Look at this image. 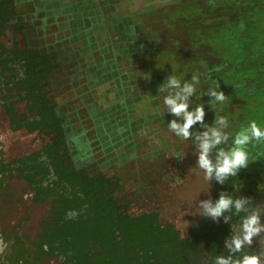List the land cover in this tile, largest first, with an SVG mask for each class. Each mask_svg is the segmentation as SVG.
Returning <instances> with one entry per match:
<instances>
[{"label":"rangeland","instance_id":"374dc122","mask_svg":"<svg viewBox=\"0 0 264 264\" xmlns=\"http://www.w3.org/2000/svg\"><path fill=\"white\" fill-rule=\"evenodd\" d=\"M0 1V44L48 57L54 67L45 92L62 120L66 165L106 178L120 214L158 208L186 238L201 216L197 201L208 198L210 187L212 195L213 182L210 186L195 168L191 139L182 141L168 129L173 116L163 107L167 93L159 89L171 75L190 81L196 74L200 82L191 106L204 104L206 123L220 114L228 117L230 132L250 120L264 125V0H106L108 21L132 28L123 33L124 52L112 44L120 34L109 30V43L96 58L85 44H67L76 34L57 31L89 14L82 1L58 0L54 9L43 0ZM89 58L95 64H88ZM15 68L20 77L21 69ZM217 85L226 98L213 106L208 89ZM130 105L137 106L134 115L122 111ZM15 109L28 118L24 103ZM132 115L138 136L132 134L135 125L123 123ZM199 128L193 125V130ZM123 136L137 139L120 144ZM52 140L38 132L12 131L0 106L3 164L30 156ZM248 151L256 159L239 169L234 195L263 207L264 143L250 144ZM48 211V205L32 203L25 184L5 178L0 186L2 255L11 244L3 236L18 231L33 238Z\"/></svg>","mask_w":264,"mask_h":264},{"label":"trees","instance_id":"16d2710c","mask_svg":"<svg viewBox=\"0 0 264 264\" xmlns=\"http://www.w3.org/2000/svg\"><path fill=\"white\" fill-rule=\"evenodd\" d=\"M3 15L0 1L1 19ZM0 51V106L9 128L53 139L30 156L0 162V186L5 178L21 181L32 192L33 204L49 206L33 238L18 231L1 238L11 242L1 264L56 259L61 264H214L217 255L228 254L224 241L239 216L229 222L200 216L188 236L181 238L158 208L133 216L120 214L106 178L86 176L66 165L62 120L45 92L54 69L50 59L22 51L16 44L10 49L0 44ZM15 65L22 71L20 77ZM21 103L28 118L15 109ZM238 178L239 171L223 185L213 179L212 197L221 190L237 196Z\"/></svg>","mask_w":264,"mask_h":264},{"label":"clouds","instance_id":"9594fccd","mask_svg":"<svg viewBox=\"0 0 264 264\" xmlns=\"http://www.w3.org/2000/svg\"><path fill=\"white\" fill-rule=\"evenodd\" d=\"M199 82L196 74H193L190 81H181L171 75L161 85L159 91L167 93L163 96L164 110L173 116L167 126L180 140L191 139L195 146L192 153L196 157L195 168L202 170L204 180L210 185V181L215 179L223 185L229 177L236 176L239 169L247 167L250 160L256 159L251 156L248 147L255 142L264 143V125L250 120L238 131L230 132L228 117L220 114L216 115L211 124L206 123L204 104L191 106L193 100L190 98L197 92ZM217 88L218 85L208 89V95L214 97L210 101L213 106L226 98ZM197 124L199 130H193V125ZM205 194L207 199L197 201L201 216L210 217L214 221L223 217L225 222L231 221L232 216H239V220L231 224L232 231L224 241L228 254L217 255L214 264H261L259 254L243 252V248L251 245L253 238L264 232V207L253 205L249 197L233 196L224 190L213 198L211 187Z\"/></svg>","mask_w":264,"mask_h":264},{"label":"crops","instance_id":"0c3cea01","mask_svg":"<svg viewBox=\"0 0 264 264\" xmlns=\"http://www.w3.org/2000/svg\"><path fill=\"white\" fill-rule=\"evenodd\" d=\"M43 1L49 2L47 3V6L51 7L52 9H54L55 5L59 3L58 0L56 1L55 0H43ZM76 1H82L84 10L89 9V14H84L83 17L78 15L74 23L66 24L63 27L58 28L57 30L58 32L63 31V29H68L69 32H73L74 34H76L74 37H71L72 41L71 42L68 41L69 43L67 42V44L69 46L71 43H74L77 46H79L80 44H85L86 50L93 51L92 55L93 57L96 58L97 56H102L103 47L109 43L108 37H106L105 34H107L109 30H114L115 33H119L120 35H119V39L116 38L112 44L116 48L118 47V50L120 49V53L122 51L124 52L125 48H124L123 33L127 31L126 27L127 29H131L132 26H125L122 23L121 24H117V23L111 24L109 22L108 17H107L108 10L106 9L107 8L106 0H76ZM63 7H65V5L62 4L61 8ZM57 43H60V42H57ZM131 53L133 56L137 55V52H134L132 50H131ZM117 58H119L120 61H123L124 57L122 55H119ZM90 59L91 58L87 60L88 64L93 63V61H91ZM75 64H77V62H75ZM122 109L124 113H131L134 115L136 113L137 106H132V105L123 106ZM133 115L131 116L130 122L129 120H125L123 123L125 124L126 128L129 124H131L132 127L135 125L136 131L132 134L138 136L140 129H138L137 127V122H134ZM136 139H137L136 137L131 138L127 136H123L121 139L119 138V140H121L120 144L121 143L122 144L124 143L133 144V141H135ZM2 253L3 251L0 248V264L2 263L1 257L5 254L4 253L2 255Z\"/></svg>","mask_w":264,"mask_h":264},{"label":"flooded vegetation","instance_id":"af4514ba","mask_svg":"<svg viewBox=\"0 0 264 264\" xmlns=\"http://www.w3.org/2000/svg\"><path fill=\"white\" fill-rule=\"evenodd\" d=\"M260 204H262L264 207V201H261ZM262 222H264V213H262ZM231 231L232 229L230 228V232ZM259 242H261V247L259 246ZM243 249H244L243 252L249 254H259L261 259V264H264V232H262L259 236L254 237L253 243L251 245H245Z\"/></svg>","mask_w":264,"mask_h":264}]
</instances>
